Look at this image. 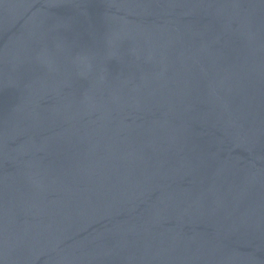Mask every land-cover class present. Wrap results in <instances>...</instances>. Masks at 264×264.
I'll use <instances>...</instances> for the list:
<instances>
[{
  "label": "water",
  "instance_id": "1",
  "mask_svg": "<svg viewBox=\"0 0 264 264\" xmlns=\"http://www.w3.org/2000/svg\"><path fill=\"white\" fill-rule=\"evenodd\" d=\"M0 264H264V0H0Z\"/></svg>",
  "mask_w": 264,
  "mask_h": 264
}]
</instances>
